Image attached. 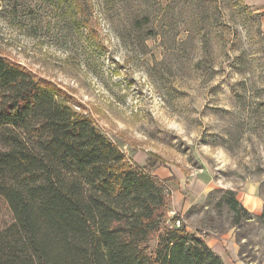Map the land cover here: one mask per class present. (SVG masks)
Instances as JSON below:
<instances>
[{
    "label": "rangeland",
    "instance_id": "obj_1",
    "mask_svg": "<svg viewBox=\"0 0 264 264\" xmlns=\"http://www.w3.org/2000/svg\"><path fill=\"white\" fill-rule=\"evenodd\" d=\"M263 16L249 0H0V56L60 86L128 159L163 160L168 217L224 264H264ZM227 189L251 218L233 224Z\"/></svg>",
    "mask_w": 264,
    "mask_h": 264
},
{
    "label": "trees",
    "instance_id": "obj_2",
    "mask_svg": "<svg viewBox=\"0 0 264 264\" xmlns=\"http://www.w3.org/2000/svg\"><path fill=\"white\" fill-rule=\"evenodd\" d=\"M71 99L0 56V264H224L168 217L163 160L128 159ZM222 201L234 225L251 218L234 190Z\"/></svg>",
    "mask_w": 264,
    "mask_h": 264
},
{
    "label": "crops",
    "instance_id": "obj_3",
    "mask_svg": "<svg viewBox=\"0 0 264 264\" xmlns=\"http://www.w3.org/2000/svg\"><path fill=\"white\" fill-rule=\"evenodd\" d=\"M249 3L254 5V6H257V8H260L262 9V11H264V0H249ZM262 26H263V29H264V16H263V19H262ZM208 243V242H207ZM210 247L211 245L208 244ZM214 247V249L216 250L218 248V245L217 246H212ZM218 255H220L218 252H216ZM221 257V255H220ZM241 264H243L242 261L238 260ZM240 263H237V264H240Z\"/></svg>",
    "mask_w": 264,
    "mask_h": 264
},
{
    "label": "built area",
    "instance_id": "obj_4",
    "mask_svg": "<svg viewBox=\"0 0 264 264\" xmlns=\"http://www.w3.org/2000/svg\"><path fill=\"white\" fill-rule=\"evenodd\" d=\"M176 223H177V225L179 224V222H178V221H177Z\"/></svg>",
    "mask_w": 264,
    "mask_h": 264
}]
</instances>
